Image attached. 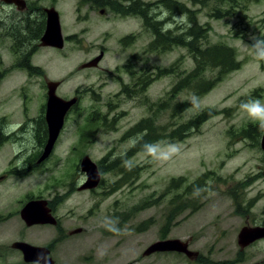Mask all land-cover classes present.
Here are the masks:
<instances>
[{
    "label": "rangeland",
    "instance_id": "374dc122",
    "mask_svg": "<svg viewBox=\"0 0 264 264\" xmlns=\"http://www.w3.org/2000/svg\"><path fill=\"white\" fill-rule=\"evenodd\" d=\"M137 1L147 5L151 27L156 23L154 18L164 23L163 31L176 34L189 25L188 17L171 14L164 0ZM171 1L197 11L198 23L211 28L207 43H222L234 48L241 61L240 69L200 97L190 90L177 94L174 103L194 101V104L172 118V110L164 107L152 113L149 102H165L181 71H191L194 61L181 47L168 52H150L149 46L154 39L152 32L157 27L148 31L138 19L121 21L116 16L111 24L96 17L98 31L103 32L111 26L119 29L110 42L101 43L107 53L100 69L80 68L93 55L98 56L97 44L100 42L97 38L96 43L68 42L63 50L40 51L34 63L42 68L48 81H63L57 91L61 98L70 99L77 91H84L85 95L79 110L68 117L45 164L32 169L31 173L9 176L0 181V255L9 252L5 260L0 259V264H23L18 255L12 253L11 245L15 241L26 238L33 245H48L55 237L54 226L26 229L20 211L29 198L51 201L61 227L66 231L89 230L88 235L59 243L55 248L58 264H85L88 260H97L95 264H264V239L245 249L238 244V235L244 225L264 221V175L259 177L264 172L261 137L256 142L240 135L249 125H257L240 111V106L252 99L264 101V59H255L250 47L252 36H264V0L240 1L241 5H246V14L253 22L244 39L235 38L231 32L238 19L217 20L209 16L214 1H210L207 9L193 5L190 0ZM65 9L70 16L64 21L69 23L71 31L79 33L82 27L75 26L76 22L72 20L71 1L65 4ZM136 32L140 34L134 44L125 46L119 42L122 33ZM95 35L97 33L91 35L90 41ZM91 51L92 54L88 55ZM135 54L140 55L138 62L131 61ZM176 62L179 65L175 75L157 76L158 70L163 71ZM150 73L151 81L144 95L139 93L138 97L131 99L127 94V97L121 96L124 94L120 93L121 84H135ZM212 75L210 72L206 76ZM44 80L42 76L31 77L22 71L1 77L0 129L3 126L4 132L9 133L22 124L28 128L23 137L3 144L0 175L8 170L6 167L14 150L33 151L36 141L40 140L34 136L37 129L33 119L44 116L47 107L48 89ZM206 109L216 110L217 114L205 122L198 133L181 142L161 140L151 146L154 152H136L125 158L142 137L140 134L131 138L126 134L141 120L152 117L157 126L170 129ZM91 115L109 118L106 127L102 122L92 124V134L85 139L82 132ZM113 116L116 117L111 120ZM87 141L89 143L84 144ZM172 146H177V151L173 152ZM80 148L99 163L105 157L119 162V168L102 173V182L91 192L75 191L83 179L75 164L78 157H74ZM12 167L21 165L17 160ZM135 168H139L137 177L122 178V169L131 172ZM208 173L211 175L199 200L201 208L194 213L186 210L180 214L166 236V239L189 240L190 249L199 252L198 259L190 260L177 253L143 256L150 245L163 240L161 229L171 196L163 200L158 198L170 180L186 179L185 186L179 191L183 194L187 185ZM119 184L120 188L117 187ZM144 203L150 206L143 208ZM142 223L146 226L141 227Z\"/></svg>",
    "mask_w": 264,
    "mask_h": 264
},
{
    "label": "flooded vegetation",
    "instance_id": "af4514ba",
    "mask_svg": "<svg viewBox=\"0 0 264 264\" xmlns=\"http://www.w3.org/2000/svg\"><path fill=\"white\" fill-rule=\"evenodd\" d=\"M70 1H71V7L73 9L71 12L72 20L76 22L75 26L82 27L79 33L71 31V29H69V23L68 22L66 23L64 21V19L70 16L65 9V4H69ZM146 6H147L146 4L139 2L137 0H0V42L2 43V44L0 43V64L3 66V69L0 66V80L2 76H5L7 74L10 75L17 71H22L24 74H27L28 76L31 77L42 76L43 79H45L44 81L46 82L47 89L49 82H58L59 84L57 88L58 91L60 86L63 85L62 83L63 81H48L47 76L44 75V71L41 73L38 72V70H42V68L34 63V58L38 55V53H40V51L63 50L65 48V44L68 42L72 44L75 43L82 44V43H90V42L96 43L98 41L96 40L97 38L99 39L100 42L97 44L99 46L98 56L101 53H103V58L100 61L101 63L104 60L107 53L106 49L102 47L101 43L110 42L114 37L117 36V34L119 33V29L116 26H111L109 29L103 32L98 31L95 25L96 20L94 19H96V17L104 18L106 19V22L112 24V22L115 21L116 16H118V18L121 21L125 19H131V20L138 19L142 23L143 27L146 28L148 31L152 27H157L158 30L164 29V23L159 22V19L156 18H154L156 20V23L152 24V27L149 25L150 17L148 10L145 8ZM54 19L56 20V22L58 21L59 24L60 35L64 43L63 49H59L53 46H42V39L45 38V35L47 34L49 21ZM99 21H101V19ZM70 26H74V25L70 24ZM65 28H67L68 33H66ZM95 33H97V35L94 36L95 39L93 41L92 40L90 41L91 35ZM139 34L140 32L125 33V34L122 33L119 42L121 44H125L126 42L127 45L125 46H130L132 43L134 44L138 40ZM152 34L154 36L153 39L154 41L155 29H153ZM91 54L92 51L88 53V55ZM95 58L96 57L93 55L91 57V60L82 64L80 68L82 70L100 69V63L98 67H92V68L82 67L83 65L88 64ZM139 60H140L139 54H135L133 57H131L132 62H138ZM148 83H149V75L143 77L142 81L136 82L135 84L132 85L121 84L120 93L124 92V94H121V96L127 97L125 95L127 89L131 91L129 96L130 99L133 97L134 98L138 97L139 93L144 95L149 87ZM84 95H85L84 91H77L74 97L70 99H64V100H71L76 98L77 101L69 109V111L65 116L64 126L55 143L54 149L56 147L59 138L61 137L62 131L66 126L68 117L77 110H79L80 105L83 102ZM57 96L59 95L57 94ZM144 100L147 105V98L145 97ZM43 113L44 116L42 115L41 118L36 120L33 119L37 129V131H35L34 136L40 138L38 142L36 141L35 138L36 141L35 148L33 149V151H27L26 149L23 150L19 149L17 151L14 150V152L10 154L9 165L8 167H6L8 170L6 169L7 170L6 173L0 175V181L7 179L9 176H14V175L18 176L20 174L31 173L32 169H36L37 167L42 166L43 164H45L46 160H48L51 157L50 155L49 158H47L46 160L39 162L40 157L44 152L45 145L47 144L49 138V128L46 120V109L45 112ZM114 117L116 116H113L111 120L115 119ZM103 118L107 121V118L109 117H101L100 115L98 116L91 115L88 118L86 122L85 131L82 132L85 139H87L92 134L91 132L93 128L92 124H96L97 122L101 123ZM1 128L2 129H0V136L1 138L5 139V141H2V143L0 144V153L2 152V149L4 147L3 144L6 143L8 140L21 138L23 137V135L27 134L28 125L22 124L18 128L12 130V132L9 133L4 132L5 130L3 126H1ZM18 134H21L22 136H19ZM263 135L264 133L260 134V136L258 137V142L261 137L260 147L264 154V151L261 146ZM88 143L89 141L85 142L84 144H88ZM75 156L76 158L78 157L75 164H77V168H79V171L82 173V177H83L82 182L79 185H76L75 191H79V192L92 191V190L80 191V188L87 181V174L83 172L81 168V164L85 158H89V160L96 165L97 170L101 173V182H102L103 171L107 170L108 168L111 169L112 167L115 166V162L111 161V157L108 158L105 157L99 163L91 159L90 156L84 154L81 148L80 151H77L76 154H74V157ZM17 160L21 165V167L19 168L12 167ZM263 175L264 172H262V174H260L259 177H263ZM71 190L73 191L74 188L72 187ZM34 200H45V199L29 198L26 204ZM45 201H47L48 207L52 210V214L57 218L58 221V224L54 226L56 231L55 237L54 239L51 240V242L48 245H33L26 238L12 243L11 245V248L13 250L12 253L17 254L23 264H38V263L26 262L23 252L14 247V244L16 243H27L31 246L47 249L48 250V253L46 252L48 254L47 258H51L55 262V264H58L55 259V248L59 245V243L64 240H69L72 237L88 235L89 233L88 229H82V228H78L81 229L80 233H75V231L78 229L66 231V229L61 227L60 219L55 214L56 208L54 205H52L53 203L48 200ZM23 208L24 207H22V209ZM21 211H20V217H21ZM22 221L27 226L26 229L29 230L32 229V227L34 226H46V225L28 226L23 219ZM244 227H249V228L264 227V221H261L259 223H253V225L247 224L244 225L243 228ZM189 248H190V241H189ZM8 253H9L8 251L3 252L0 255V259L5 260L8 256ZM156 254H166V253H156ZM179 255H184V254H179ZM96 262L97 260H94V262L88 260L85 262V264H95Z\"/></svg>",
    "mask_w": 264,
    "mask_h": 264
},
{
    "label": "trees",
    "instance_id": "16d2710c",
    "mask_svg": "<svg viewBox=\"0 0 264 264\" xmlns=\"http://www.w3.org/2000/svg\"><path fill=\"white\" fill-rule=\"evenodd\" d=\"M193 5H201L202 8L207 9L210 6V1H214L215 5L210 10L209 16L217 20H230L238 19L237 25H233L231 32L235 38H246L249 30L252 26V21L246 14L245 6L240 4L241 0H190ZM259 1V0H246ZM165 7L173 15H185L188 17V27L179 34L174 31H163L162 29L155 30V40L150 44V52H168L174 47H181L188 51L189 55L194 61V68L185 73L181 71L179 80L168 93V98L165 102H149V109L152 113L164 109H171V117H175L177 114L187 111L193 104L192 102H176L174 100L176 95L183 90H190L196 97L210 92L217 84L230 73L239 70L241 67V61L238 60L236 50L226 44H208V36L211 30L209 25H200L197 20V11L189 9L183 3L174 2L171 0L163 1ZM229 6V7H228ZM179 28V27H178ZM264 39V36L261 37ZM130 44V42H129ZM124 45H127L125 42ZM179 63L176 62L171 67L164 69L163 71H157V76L175 75ZM39 73L43 72L38 70ZM213 75L206 76L207 73ZM152 73V72H151ZM151 73L149 74V83L151 81ZM183 76V77H182ZM130 96L131 91L125 92ZM217 114L216 110L206 109L201 113L195 115L187 122L180 124L176 127L167 129L166 127L157 126L154 119H144L136 124L130 131L127 132L126 137H134L142 134V137L137 141L134 147L126 154L125 158L131 157L136 152H146L149 146H153L157 142L163 140L167 143L181 142L194 133H198L205 122L214 117ZM106 120L103 118L102 126L106 127ZM113 124V122H112ZM163 133V134H162ZM261 132L258 130L257 125H249L246 129H243L240 133L241 137L247 139H253L258 142V137ZM5 139L0 136V144ZM113 164V163H112ZM119 162L115 163V166L108 170H114L118 167ZM103 171V172H105ZM122 178L127 179L128 176L133 175L137 177L139 174V168H135L129 172L125 169L121 170ZM211 173L205 174L198 178L195 182L190 183L185 187L184 193L179 194V191L185 186L186 179L177 178L172 179L168 183L164 192L158 198L163 200L168 196H171L168 206V213L165 216V224L161 229L162 238L166 239L168 232L176 225L177 217L186 210H190V213L198 211L202 204L199 203L200 197L205 186L207 184ZM213 175V173H212ZM123 179V180H124ZM121 182V181H120ZM118 188L121 187L119 184ZM194 196V197H193ZM150 204L144 203L143 208L149 207ZM152 221H148L151 223ZM142 226H146L142 223ZM140 227V228H141ZM147 228V227H146Z\"/></svg>",
    "mask_w": 264,
    "mask_h": 264
},
{
    "label": "water",
    "instance_id": "95a60500",
    "mask_svg": "<svg viewBox=\"0 0 264 264\" xmlns=\"http://www.w3.org/2000/svg\"><path fill=\"white\" fill-rule=\"evenodd\" d=\"M42 46H53L59 49L64 48V43L60 35L58 21L50 20L47 34L42 39ZM103 58V53L97 56L88 64L83 65V68L98 67ZM58 82L48 83V99L46 107V120L49 128V138L45 145L44 152L40 157L39 162L49 158L53 152L55 143L64 126V120L69 109L76 103L77 99L64 100L57 96ZM264 151V135L261 142ZM83 172L87 174L86 183L80 188L83 190H93L97 188L101 182V173L89 158H85L81 164ZM21 217L28 226L33 225H53L58 224L57 218L52 214V210L48 207L45 200H34L27 203L21 211ZM81 229L75 231L80 233ZM264 239V227L249 228L244 227L238 235V244L241 249H245L251 244ZM14 247L21 250L24 254L26 262H34L38 264H55L51 258H47L48 250L45 248L31 246L27 243H16ZM47 252V253H46ZM156 253H179L184 254L190 260H197L199 257L198 251H193L189 248V241L179 239L159 240L150 245L143 253L147 257Z\"/></svg>",
    "mask_w": 264,
    "mask_h": 264
},
{
    "label": "clouds",
    "instance_id": "9594fccd",
    "mask_svg": "<svg viewBox=\"0 0 264 264\" xmlns=\"http://www.w3.org/2000/svg\"><path fill=\"white\" fill-rule=\"evenodd\" d=\"M252 44L251 48L254 53V58L264 59V39L252 36L251 37ZM196 99V98H193ZM195 106V105H194ZM240 111L242 113H246L247 118L257 124L258 130L261 133H264V101L260 99H252L240 106ZM173 152L177 151V146H172ZM149 152H154L155 149L151 146L148 147Z\"/></svg>",
    "mask_w": 264,
    "mask_h": 264
}]
</instances>
